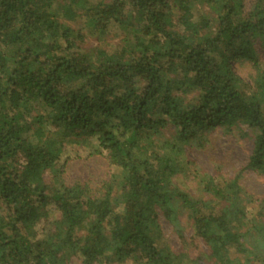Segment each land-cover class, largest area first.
Here are the masks:
<instances>
[{
  "label": "trees",
  "instance_id": "16d2710c",
  "mask_svg": "<svg viewBox=\"0 0 264 264\" xmlns=\"http://www.w3.org/2000/svg\"><path fill=\"white\" fill-rule=\"evenodd\" d=\"M246 2L0 0V264H264V194L244 183L264 180V0ZM112 24L119 45L81 47ZM217 131L252 147L216 179L187 148ZM69 144L118 171L103 191L65 184ZM160 215L207 250L159 246Z\"/></svg>",
  "mask_w": 264,
  "mask_h": 264
},
{
  "label": "rangeland",
  "instance_id": "374dc122",
  "mask_svg": "<svg viewBox=\"0 0 264 264\" xmlns=\"http://www.w3.org/2000/svg\"><path fill=\"white\" fill-rule=\"evenodd\" d=\"M251 0L246 2V10L251 7ZM85 39L81 47L86 50L95 48H110L119 45L125 36V33L117 24H112L109 32L103 40L97 39L94 33L88 32L86 29L82 31ZM258 52V59L264 64V48L258 42L255 44ZM236 73L244 79L252 72L249 63H233ZM198 143L199 147H188V158L194 161L200 170L209 173H215L216 179L219 175L234 174L237 170L245 169L252 141L249 137H242L239 133L234 135H225L221 131L212 132L207 135V139ZM69 156L72 158L69 164L60 165L63 167V180L67 185L80 183L87 187L92 193L103 191L105 185L110 181L113 174L118 173L108 162L107 158L94 156L86 157L87 150L75 144L67 146ZM79 157V158H78ZM65 158V156H64ZM63 158V159H64ZM216 171V172H215ZM244 183L247 187L257 194H264V180L259 178L251 171H244ZM45 183L53 184L52 175L47 172L44 176ZM176 182L183 189H190L193 193L196 190V183L193 178L180 175L176 178ZM51 220L59 218L58 211L51 212ZM160 225L163 237L159 240V246L169 245L175 252H191L196 257L199 251L207 250L199 239L194 237V232L190 226L186 215L182 216L181 226L183 227L182 237L174 230L173 225L160 215ZM81 260L73 256L69 259L68 264H80Z\"/></svg>",
  "mask_w": 264,
  "mask_h": 264
}]
</instances>
